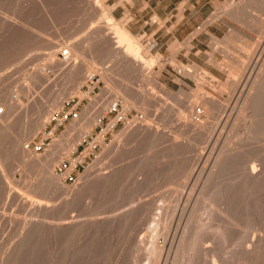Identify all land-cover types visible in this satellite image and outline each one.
Wrapping results in <instances>:
<instances>
[{"label":"rangeland","instance_id":"obj_1","mask_svg":"<svg viewBox=\"0 0 264 264\" xmlns=\"http://www.w3.org/2000/svg\"><path fill=\"white\" fill-rule=\"evenodd\" d=\"M121 1L99 0L100 3L94 4L93 0H0V96L10 94L13 99L19 98L20 103L15 108L17 110L12 112L9 129L0 132V257L20 242L22 232H26L32 224H38L47 208L51 207L55 212L73 217L76 223L82 222L81 231L74 232L76 237L74 234L67 238L49 237L46 234H41V238L36 237L38 258L32 260L31 264H52L55 259H52L53 256L60 253H66L63 258L65 264H152L144 256L145 250L151 245L153 235L148 229L152 224L148 218L145 220L142 208L155 209L164 205L171 210L168 209V215L165 211V218L163 216L166 219H163L166 222L165 229L161 228L154 234L155 240L163 246V252L159 261L153 264H224L223 258L226 264L225 260L228 262L232 259L230 257L237 240L242 235L249 239L261 233L264 240V179L257 183L245 181L254 165H263L260 170L264 173V126L253 125L246 113H250L249 107L247 111L241 110L247 106L240 107L250 89L248 87H251L250 82L252 85L254 76L263 68L264 57L255 50L264 42V21L260 22L264 19V0H214L212 5L204 3L200 6L201 20L190 29L184 28L182 24L181 1L159 0L157 13L139 12L132 20L126 10L120 13L123 8ZM233 3L241 4L242 20L239 22L222 14ZM229 12L232 13L228 11L227 14ZM105 13L136 37L143 49L149 51H146L152 58L149 68L140 67L137 72L114 67V56L109 51L115 46V38L108 27L109 23L101 19ZM96 32H100V36L102 34L101 38H107L111 45L106 40L99 41L100 36L97 40ZM71 44L74 47L76 45L79 52L72 51ZM63 48L69 51L88 77L94 73L92 81L97 82V85L93 90H90L92 83L87 78L80 84L76 94L69 93L80 81L79 78H76L78 82L74 78L72 82L63 83L61 70L49 58L64 61L65 58L59 54ZM222 67L224 70H221ZM105 68L108 77L96 71L101 72ZM206 74L213 79L212 82ZM121 85H125L129 94L144 98L149 96L150 101L142 105L140 99L135 102L126 100L124 94L115 89ZM114 95L124 99L127 110L125 117L104 133L96 155L85 158L76 170L75 180H63L54 170L56 162L64 153L73 150L82 135L89 138L98 133L97 123L100 122L103 127L111 117V114L104 112L106 102ZM207 95L215 97L216 102L211 109L203 103L201 105ZM53 98L61 106L68 100L64 107L75 105L78 112L76 117L56 126L51 137L47 138L46 149L36 154L25 144L33 136L40 137L44 124H47V113L61 107L56 108ZM1 107L3 112H0V118H3L6 108L2 101ZM241 111L246 113H242V118L238 115ZM91 118L94 121L92 123L89 120ZM38 120H43L44 124ZM87 120L89 122H84ZM190 120L198 124L201 122L200 125L209 130L196 133L191 126H186ZM134 123L140 126L138 132L132 134ZM34 124L36 127L39 124L38 129ZM68 135L72 139L71 147L65 146ZM17 138H21L20 148L24 145L25 152L39 155L42 159H47L51 148L61 144L60 155L52 166L53 173L73 192L76 186L85 182L90 172L93 174L89 175L105 174L108 178L105 177L103 182L100 180L101 183H87L84 191L80 190L73 198L75 201L72 199L73 193L66 198L69 200L68 206H64L63 193L43 182L36 165L25 164L20 160L18 146L14 148ZM114 139L121 146L123 144L119 152L108 151ZM255 148H259L258 151ZM256 156L262 159H256ZM217 157L223 163L213 166ZM211 168L214 178L206 183L204 178ZM225 184L232 190L229 199L223 200L227 203L231 199L228 204L235 208L232 209V214H235L232 222H236L235 226L239 224L236 227L228 223V218L225 221V216L218 211L220 208L225 209L226 203L214 201L211 206L213 211L208 206L211 204L205 201L207 198L203 200L199 197L202 190L209 195L217 185L222 187ZM214 206L218 208L217 211ZM157 208L151 210V217H155L153 215L159 211ZM99 221L104 227L96 232ZM226 222L235 228L230 227V234L224 241L220 240L216 227L220 229ZM198 227L203 228L199 229L200 232H205H199L204 240L200 250L192 256L191 263H187L183 256L177 254L182 242L180 240L186 236L184 233L189 236L193 233L192 228ZM36 232L39 235L41 230L37 229ZM56 246H60L59 252L57 248L54 249ZM50 250L57 251H52L54 255H51ZM25 252L27 248L24 247L17 264H29ZM68 254L70 256L66 259ZM175 257H183L184 260L178 258L177 261ZM172 259L175 261L172 262Z\"/></svg>","mask_w":264,"mask_h":264},{"label":"bare ground","instance_id":"obj_2","mask_svg":"<svg viewBox=\"0 0 264 264\" xmlns=\"http://www.w3.org/2000/svg\"><path fill=\"white\" fill-rule=\"evenodd\" d=\"M98 2H99V0L97 1V0H93V3L94 4H98ZM100 3V2H99ZM243 3V2H242ZM245 4V3H244ZM241 4H237V3H233V4H231V5H229V7L227 8H225L224 9V11L222 12V14L224 13L225 15H229L233 20H235V21H241L242 20V17H241V15H240V10H241V6H240ZM244 9V8H243ZM228 11H232V13H228L227 14V12ZM223 14V15H224ZM224 15V16H225ZM101 19L104 21V22H106V23H109L108 25H110V26H108L111 30H112V33H113V35H114V38H115V41H114V48H113V50L111 49L110 51H109V54L111 55V56H114L113 57V65H114V67L115 66H117V67H123V68H125V69H128V70H130V71H136L137 70V72H138V70L140 69V67L142 68H146V67H148L149 65H151V62H152V58L148 55V53L146 52V51H148L147 49H143L142 48V46L140 45V43L138 42V40H137V38L136 37H134L133 35H131L127 30H125V28H123L121 25H119L116 21H113L112 19H111V16L108 14V13H105V14H103V16H101ZM244 20V19H243ZM262 21H264V19H261V21L260 22H262ZM98 23V22H97ZM251 28V27H250ZM108 29V28H107ZM98 30V29H97ZM83 33V32H82ZM97 34H96V38H98L97 40H99V36H100V32H96ZM111 34V33H110ZM109 34V35H110ZM74 36V35H73ZM102 37V34H101V36H100V38ZM91 38V37H90ZM89 37H88V39H90ZM92 38H93V36H92ZM91 38V39H92ZM103 38H101L99 41H101ZM107 39V38H106ZM105 39V37H104V41L106 40ZM94 40V39H93ZM89 41V40H88ZM91 41V40H90ZM89 41V42H90ZM95 41V40H94ZM96 42V41H95ZM98 42V41H97ZM106 42H107V44H109V45H111V43L109 42V41H107L106 40ZM69 43V42H68ZM92 43V42H91ZM70 44V43H69ZM74 45V44H73ZM90 45V44H89ZM92 45V44H91ZM90 45V46H91ZM99 45V44H98ZM71 46H72V44H71ZM261 46V45H260ZM259 46V47H260ZM87 47H89V46H87ZM113 47V46H112ZM69 48H70V46H69ZM110 48H111V46H110ZM72 51H74V52H79V49H78V47H76V45H75V47L74 46H72V48H70ZM89 49V48H88ZM256 49H258V48H256ZM68 51V50H67ZM81 51V50H80ZM149 52V51H148ZM255 52L257 53L258 52V54H259V56H263L264 57V42L262 43V46L258 49V50H255ZM81 54V53H80ZM150 54V53H149ZM239 54V53H238ZM236 57V59L238 58L237 56H235ZM50 59H52L51 61L53 62V64H54V66L55 67H58V69H60L61 70V73L60 74H62V75H60L61 77H62V82L64 83V82H67V81H73V79L75 78H79L78 80H80L79 82H78V80H77V82L79 83H77V85L74 87V88H72L71 89V91L69 92V93H73V94H76V92L77 91H79L80 90V87L79 86H81L80 84L84 81V79H87L88 78V75H86V73L85 72H83V70H81L82 68H80L79 66V64H77V62L74 60V57H71L70 56V54H69V51H68V55L65 57V60L63 61H61V60H59V59H57V58H55V57H49ZM84 59V58H83ZM242 59H243V57H242ZM241 59V60H242ZM261 60H262V58H261ZM112 61V60H111ZM153 61H155V59L153 60ZM245 61V60H244ZM238 62V61H237ZM92 63V62H91ZM154 63V62H153ZM259 64H261V63H259ZM258 64V65H259ZM263 64V65H262ZM261 65L263 66V68L261 69V68H259V69H261V71L259 72L258 70H254L256 73H257V71L259 72L256 76H254V80L252 81V85H251V82H250V86L251 87H248V89L246 88V90H248L247 91V93H246V95L244 96V98L242 99V101H241V105H240V107L241 106H247V107H245V109H241V110H245V111H247L246 110V108H248L249 107V109L250 110H248V111H250V113L249 112H246L247 114H249V117H250V120L253 122L252 124L254 125V124H256V126H259V125H263L264 126V63H262ZM153 65V64H152ZM242 65V64H241ZM259 66V67H262V66ZM238 66V65H237ZM113 67V66H112ZM183 67V66H182ZM219 67V66H218ZM95 68V67H94ZM149 68V67H148ZM227 68V67H226ZM257 68V67H256ZM108 70V69H107ZM221 70H224L223 69V67L221 68ZM236 70H238V69H236ZM97 72H99L103 77H106L107 75H109V74H107V71H106V68H105V70H103L102 69V71L100 72V71H98V70H96ZM236 73V72H235ZM92 74H94V73H92ZM91 74V75H92ZM145 75V74H144ZM90 76V75H89ZM142 76V75H141ZM235 76V75H234ZM35 77H37V75L35 76ZM34 77V78H35ZM108 77V76H107ZM143 77V76H142ZM145 77V76H144ZM206 77H207V74H206ZM90 78V77H89ZM207 78H211V77H207ZM234 79V78H233ZM75 80V81H76ZM147 80H148V78H147ZM152 80V79H151ZM212 78H211V82H212ZM71 81V82H72ZM150 81V80H149ZM214 81H215V79H214ZM85 82V81H84ZM153 83V82H152ZM83 84V83H82ZM222 85H223V83H221ZM64 85V84H63ZM69 85V84H68ZM153 85V84H152ZM228 85V84H227ZM218 86H219V83H218ZM248 86H249V84H248ZM113 88H115V87H113ZM163 88V87H162ZM116 90L118 89V90H120L123 94H124V96H125V98H126V100H128V101H130V102H135V100H137V99H140L141 100V104L143 105L146 101H150V97L149 96H147V97H142V96H140V97H137V96H133V95H131V94H129L128 93V91H127V89H126V87H125V85L123 86V85H121V86H117L116 88H115ZM117 90V91H118ZM6 93V92H5ZM25 94V93H24ZM81 94H82V92H81ZM86 94V93H85ZM122 94V95H123ZM72 95V94H71ZM1 97V96H0ZM1 99V101H2V104L4 105V107L6 108V114L3 116V118H0V132H6L8 129H9V127H10V125H11V122H12V119H13V115L12 114H14V113H12L13 111L15 112V110H17V109H15L16 108V106L18 105V101H19V98H18V100H17V98H15V99H13L12 98V96L9 94V95H7V94H3L2 95V97L0 98ZM152 99V98H151ZM194 99V98H193ZM214 99H215V97L213 98L212 97V95H207V96H205L204 98H203V100L201 101V105H202V103L203 104H205L206 106H207V108L209 107V109H211L212 107H214V105H215V102L216 101H214ZM124 100V99H123ZM154 100V99H153ZM152 100V101H153ZM217 100V99H216ZM0 101V102H1ZM22 102V101H21ZM59 102V101H58ZM53 103H54V105L56 106V108L57 107H60L61 106V103L59 102V103H57V101H55L54 100V98H53ZM56 103V104H55ZM124 103H125V101H124ZM152 103V102H151ZM166 103V102H165ZM20 104V103H19ZM153 104H154V102H153ZM23 105V104H22ZM126 105V104H125ZM18 106H20V105H18ZM55 106H53V107H55ZM52 107V108H53ZM62 107V106H61ZM60 107V108H61ZM239 107V108H240ZM37 108V107H36ZM39 108V107H38ZM15 109V110H14ZM46 109V108H45ZM204 109H206V108H204ZM208 109V110H209ZM39 110V109H38ZM47 110V109H46ZM3 112V109H2V107L0 108V112ZM43 111V110H42ZM213 111V110H212ZM48 112V111H47ZM100 112V111H99ZM98 112V113H99ZM236 112H237V110H236ZM42 113H44V111L42 112ZM242 113H245L244 111H241V113L239 112V114L238 113H236V114H238V115H240V117L241 116H243L242 115ZM245 113V114H246ZM1 114V113H0ZM40 114V113H39ZM235 114V115H236ZM245 114H244V116H245ZM43 115V114H42ZM47 115H49L50 116V114H48L47 113ZM86 116V115H85ZM97 116V115H96ZM91 117V116H90ZM235 117H237V116H235ZM45 118V117H44ZM133 118H135V117H133ZM242 118V117H241ZM244 118V117H243ZM247 118V117H246ZM245 118V119H246ZM42 119H43V117H42ZM238 119V118H237ZM41 120V119H40ZM44 120V119H43ZM42 120V121H43ZM89 120H91V123H92V121H93V119L91 118V119H89ZM194 120H195V118H194ZM194 120H190V123H187L186 124V126L188 127V126H191V128H193V130L195 131L196 130V133H200V132H203L204 131V129H208L207 127L205 128V127H203L202 125H200L201 124V122H200V124H198L196 121H194ZM249 120V121H250ZM39 121V120H38ZM42 121H39V122H42ZM129 121V120H128ZM127 121V122H128ZM77 122V119L74 121V123H76ZM84 122H89L88 120L87 121H84ZM94 122V121H93ZM236 122V121H235ZM43 123V122H42ZM44 124V123H43ZM251 124V123H250ZM35 125V124H34ZM38 126L37 127H39V124H37ZM91 125V124H90ZM128 125H130V124H128ZM134 129H132V134H135V133H137L138 132V128H139V126H140V124H135L134 123ZM87 126V125H86ZM131 126H133V125H131ZM130 126V127H131ZM263 126H261V127H263ZM33 127V126H32ZM35 127H36V125H35ZM35 127H34V129H35ZM36 127V129H38ZM89 127V126H88ZM255 127V126H254ZM82 128V127H81ZM80 128V130H82ZM129 129V127H127V130ZM248 129V128H247ZM209 130V129H208ZM23 131H25V130H23ZM85 131V130H84ZM129 132H131V129L130 130H128ZM206 131V130H205ZM204 131V132H205ZM25 132H27V131H25ZM127 133V132H126ZM129 134V133H128ZM127 134V135H128ZM24 135V134H23ZM202 135V134H201ZM69 137L67 138V139H69L70 138V135H68ZM129 136V135H128ZM127 136V137H128ZM133 136V135H132ZM131 136V137H132ZM262 136V135H261ZM24 137V136H23ZM22 138V137H21ZM21 138L19 139V138H17L16 139V146H14V148H16L17 146H18V148H17V150L19 149V154H20V160H23V162L26 164H30V165H36L37 166V173H39L38 175L39 176H42L43 177V182H47V184H49V186H55L59 191H60V193H63V198H62V203H63V205L64 206H68L67 204H68V202H69V200H66V198H69L73 193V195H72V199L75 197L76 198V195L78 194V193H80V190L82 191L85 187V185H87V183L89 184L90 182L93 184V183H98V182H100L101 183V181L103 182L105 179V177H107L108 178V175L106 176L105 174L104 175H101V174H94V175H92L93 173L92 172H90V173H92L91 175H87L86 176V180H84L85 182H83V183H81L82 184V186H81V184H80V186H76L77 188H76V190H74L75 192H73V189L72 190H70V188H67L61 181H60V179H58V177H56L55 176V174L53 173V167L52 166H54L53 165V163L57 160V158L59 157V155H60V149H62V145L61 144H58V145H56L53 149L51 148V151L49 152V155H48V158L47 159H42L39 155H32V154H30V153H28V151L27 152H25L24 150V145L22 146L21 145V148H20V140H21ZM22 139H24V138H22ZM72 140V139H71ZM70 139L69 140H67V141H65V146L66 147H71L72 145H73V143L72 144H70V141H71ZM69 141V142H68ZM74 141V140H73ZM72 141V142H73ZM75 146V145H74ZM122 146H123V144H122ZM121 146V144H120V142L119 141H117L116 139H114V141H113V143H112V145L110 146V148H108V151H113V152H116V151H118L119 152V150H120V148L122 147ZM263 146H264V144H263ZM263 146H261V147H263ZM124 148V147H123ZM257 148V147H256ZM255 148V149H256ZM264 148V147H263ZM259 149V148H258ZM258 149H256L257 151H258ZM261 151L263 150V149H260ZM262 152H264V151H262ZM259 153V152H258ZM37 154V153H36ZM255 154H257V153H255ZM254 154V155H255ZM263 154V153H262ZM261 154V155H262ZM253 155V154H252ZM104 156V155H103ZM220 156V155H219ZM258 156H260V155H258ZM258 156H256V159H259V158H261L262 159V157H258ZM263 156V155H262ZM225 157V156H224ZM258 157V158H257ZM264 157V156H263ZM99 157H97V159H98ZM105 158V157H104ZM215 158V157H214ZM222 158H223V156H222ZM97 159H95V160H97ZM225 160V159H224ZM230 160V159H229ZM262 161H264V160H262ZM220 162H222V160H221V158H218L217 157V159L214 161V163H213V166L214 165H217V164H219ZM259 162H260V160H259ZM100 163V162H99ZM223 163V162H222ZM261 163V162H260ZM212 164V163H211ZM262 164H263V162H262ZM258 165V164H257ZM256 165V166H257ZM255 165L253 166V167H251L250 168V176H249V178H246L245 179V181H247V182H250V183H257V182H260V181H262L263 179H264V173L263 172H261V168H263V165L262 166H259V167H256ZM211 167H212V165H211ZM217 167V166H216ZM215 167V168H216ZM101 168V167H100ZM212 168H214V167H212ZM209 169V171L206 173V176H205V178H204V181L206 182V181H212L213 180V178H212V171H213V169ZM221 168V167H220ZM217 169V168H216ZM215 170V169H214ZM207 171V170H206ZM217 171V170H216ZM203 172V171H202ZM215 172V171H214ZM219 172V171H218ZM95 173V172H94ZM80 174L81 173H79L78 174V176H80ZM214 175V174H213ZM78 176H77V178H78ZM110 177V176H109ZM103 179V180H102ZM101 180V181H100ZM108 180V179H107ZM243 181V180H242ZM205 182H203V183H205ZM202 183V182H201ZM202 183V184H203ZM207 183V182H206ZM263 183V182H262ZM208 184H210V182L208 183ZM227 184H229V183H227ZM244 184H246V183H244ZM264 184V183H263ZM262 184V186H264ZM211 185V184H210ZM226 185V184H225ZM224 185V186H225ZM250 185V184H249ZM260 185V184H259ZM88 186V185H87ZM86 186V187H87ZM224 186H222V187H220V186H216V188H213L212 189V192H211V194H210V192H209V195L207 194V192L205 193L204 192V190H202V192L201 193H199L200 195H199V197H200V199L202 198L203 200H205L206 198V200L205 201H207V203L209 202V204H211V205H208L209 207H211L214 203V201H215V203H216V201L218 202L219 200H222L223 201V203H226V202H224V200L223 199H226V200H228L229 198V194H230V192H231V190H232V188L229 186V185H226V187H224ZM251 186H253V185H251ZM250 186V187H251ZM257 186V185H256ZM255 186V187H256ZM206 187H207V185H206ZM218 187H220V188H218ZM254 187V188H255ZM204 188V187H203ZM259 188V187H258ZM257 189V188H256ZM255 190V189H254ZM257 190H259V189H257ZM84 191V190H83ZM258 192V191H257ZM65 195V196H64ZM208 195V196H207ZM207 196V197H206ZM74 198V199H75ZM228 198V199H227ZM73 199V200H74ZM225 200V201H226ZM231 200V199H230ZM229 200V201H230ZM72 201V200H71ZM75 201V200H74ZM74 201H72V202H74ZM189 201V200H188ZM221 201V202H222ZM229 201H227V205H229V206H227L226 205V208L225 209H221L220 207H222V205L221 206H219V208L221 209H219L218 210V208L217 207H215V208H217L215 211H220L221 212V214H222V216L224 215L225 216V221H227V220H229V222L228 223H233V225H234V223H236V222H232L233 220V215H235V214H232V213H234L233 212V208L234 207H232L230 204H228V202ZM254 201V200H253ZM67 202V203H66ZM258 202V201H257ZM239 203V202H238ZM218 204V203H217ZM216 204V205H217ZM151 205V204H150ZM220 205V204H219ZM249 205V204H248ZM153 206V205H152ZM151 206V207H152ZM167 206H169V205H167ZM224 206H225V204H223V207L222 208H224ZM238 206H239V204H238ZM246 206V205H245ZM147 207H148V205H147ZM164 205H163V207L162 206H160V207H156L157 208V210H159V211H157V212H155L156 213V215L154 214L153 216H155V217H151V215H152V211L151 210H155L154 208L152 209V208H145V209H143L142 208V210H144V212H142V214H144V217H145V220L148 218V220H150V223L152 224V226H150L149 227V231L152 233L151 235H153V239L151 238V245H149V247H148V249H144V248H142V249H144L145 250V252H144V256L146 257V259H148V260H150V262H152V264L153 263H155L157 260L159 261V258L161 257L160 256V254H161V251H162V245L161 244H159L156 240H155V237H154V234L156 235V233L160 230L161 231V228H162V230L163 229H165V224L164 223H166V222H164V220H166V219H164L165 218V215H164V213H165V211H166V213L168 212V209L170 208H167V207H165V209H164ZM202 207V206H201ZM209 207H208V209H209ZM171 208H172V206H171ZM212 208V210H213V207H211ZM214 208V209H215ZM235 209V208H234ZM243 209V208H242ZM248 209V208H247ZM136 210V209H135ZM171 209H169V211H170ZM174 211V210H173ZM194 211V210H193ZM214 211V210H213ZM213 211H211V212H213ZM141 212V211H140ZM210 212V211H209ZM165 213V214H166ZM204 213V212H203ZM130 214V213H129ZM149 214H150V216H149ZM206 214H208V216H209V213L208 212H206ZM213 214V213H212ZM217 214H218V212H217ZM238 214V213H237ZM243 214V213H242ZM246 214V213H245ZM167 215H168V213H167ZM210 215H211V213H210ZM163 216H164V218H163ZM190 216V215H189ZM245 216V215H244ZM93 217V216H92ZM150 217V218H149ZM193 217H194V215H193ZM251 217V216H250ZM167 218V217H166ZM216 218V217H215ZM224 218V217H223ZM228 218V219H227ZM164 219V220H163ZM192 219V218H191ZM221 219V218H220ZM227 219V220H226ZM235 219H236V217H235ZM28 220V219H27ZM99 220V219H98ZM143 220V219H142ZM147 220V221H148ZM170 220V219H169ZM211 220V219H210ZM209 220V221H210ZM75 220L73 219V217H70V216H68L66 213H64V215L63 214H61L60 212H55V211H53V209L51 208V207H49V208H47V210H46V213H45V215L42 217V219L41 220H38V224H32L28 229H27V231L26 232H22V236H21V238H20V242H17V244L12 248L11 247V250H9V249H7L8 251H5L4 253H3V255L0 257V264H17V261H18V258H21V257H19V254H21L20 252H21V250L25 247V248H27V253H26V255L25 256H27V258H26V261L28 262L29 261V264H31V262H32V260H34V259H36V258H38V255H37V253H38V251L36 250L37 249V247H35V238L36 237H38V236H40L39 238H41V234H46V235H48L49 237L50 236H53V237H65V238H67V237H69V236H71L72 234H74V232H76L77 230L78 231H81V230H79V229H81V223H76V221L74 222ZM171 221V220H170ZM252 221V220H251ZM34 222L36 223L37 221H35L34 220ZM91 222H92V220H91ZM95 222V221H94ZM146 222V221H145ZM199 222V221H198ZM205 222V221H204ZM26 223V222H25ZM24 223V224H25ZM28 223V222H27ZM90 223V222H89ZM98 223V222H97ZM99 223H100V221H99ZM147 223H149V222H147ZM200 223V222H199ZM208 223V222H207ZM227 223V222H226ZM226 223H223V225H225V227H223V225L222 226H220V227H222V228H220L219 229V227H216V229H218V233L217 234H219V238H220V240H224L226 237H228L229 236V234H230V231H231V229H230V227L232 226V227H234L233 225H228V223H227V225H226ZM251 223V222H250ZM101 224V223H100ZM99 224V228L97 227L96 228V232L100 229V227H104V226H102V224L100 225ZM200 224H202V223H200ZM214 224V223H213ZM216 224V223H215ZM218 224V223H217ZM255 224V223H254ZM85 225V224H84ZM96 225H98V224H96ZM103 225H104V223H103ZM198 225V224H197ZM204 225V227L206 226V224H203ZM210 225V224H209ZM239 224H237L236 226H238ZM250 225H252V224H250ZM169 226V225H168ZM217 226H219V225H217ZM235 226V227H236ZM23 227V226H22ZM82 227H84V226H82ZM197 227V226H196ZM199 227H201V225H199ZM198 227V229H194V228H192V232H190V233H192V234H190L189 236H187V233H184L183 232V230H182V232L187 236H182V238H181V240L180 241H182L181 242V244H179V246L177 245V247H179L180 248V251L179 252H177V254L179 255V256H183L184 257V259L186 260V262L187 263H191V261H192V256L195 254V253H197V251H198V249H199V247L200 246H202V234L200 235V233H202V232H200L199 231V229H201V228H199ZM207 227H208V225H207ZM206 227V228H207ZM213 227H215V226H213ZM231 227V228H232ZM234 227V228H235ZM249 227V226H248ZM89 228H91V227H89ZM93 228H95V224H94V226H93ZM244 228V227H243ZM247 228V227H246ZM37 229H40L41 230V233L39 232V235H37L36 233V230ZM106 229V228H105ZM203 229V228H202ZM201 229V230H202ZM208 229V228H207ZM206 229V230H207ZM213 229H215V228H213ZM215 229V231L217 232V230ZM242 229V228H241ZM84 230V229H83ZM185 230V229H184ZM204 230H205V228H204ZM89 231V230H88ZM95 231V230H94ZM237 231V230H236ZM242 231V230H241ZM163 232V231H162ZM187 232V231H186ZM188 232V233H189ZM200 232V233H199ZM210 232V231H209ZM215 232V233H216ZM260 232H261V230H260ZM20 233H21V231H20ZM83 233V232H82ZM203 233H205V232H203ZM79 234V233H78ZM181 234V233H180ZM211 234V233H210ZM248 234H250V233H248ZM261 233H259V234H256V235H253L251 238H249V239H246V238H243V235H242V237H240V239L239 240H237V244H236V248L234 249V253H232V256L230 257V258H232V259H229V261L227 262V260H225L226 261V264H264V240H263V235L261 236L260 235ZM43 235H42V238H43ZM182 235V234H181ZM207 235V234H206ZM208 235H209V233H208ZM74 236L76 237L77 235L76 234H74ZM80 236V235H79ZM94 236V235H93ZM205 236V235H204ZM231 236V235H230ZM233 236V235H232ZM237 236V235H236ZM248 237H249V235H247ZM48 237V240L50 239ZM238 237V236H237ZM236 237V238H237ZM247 237V238H248ZM19 238V237H18ZM80 238H81V236H80ZM79 238V239H80ZM180 238V237H179ZM231 238V237H230ZM61 239V238H60ZM71 239H72V237H71ZM78 239V238H77ZM76 239V240H77ZM227 239H229V238H227ZM47 240V239H46ZM51 240H52V238H51ZM57 240H58V238H57ZM61 240H63V238L61 239ZM65 240H67V239H65ZM204 240V239H203ZM69 241V240H68ZM71 241V240H70ZM83 241V240H82ZM180 241H179V239H178V243H180ZM225 241V240H224ZM49 242V241H48ZM53 243H54V241H52ZM56 242V241H55ZM58 242V241H57ZM72 242V241H71ZM52 243V244H53ZM177 243V244H178ZM203 243H204V241H203ZM223 243V242H222ZM236 243V242H235ZM13 244V243H12ZM50 244H51V241H50ZM54 244H56V243H54ZM233 244V243H232ZM14 245V244H13ZM41 245V244H40ZM44 245H46V242L44 243ZM12 246V245H11ZM61 246V245H60ZM60 246L59 247H54V249L55 248H57V250H58V248H60ZM9 247V246H8ZM42 248V247H41ZM47 248H48V246H47ZM178 248V249H179ZM45 249V248H44ZM39 250V249H38ZM47 250V249H46ZM57 250H54L55 252L57 251ZM176 250H177V248H176ZM200 250V249H199ZM25 251H26V249H25ZM43 251V250H42ZM53 250H50V254H51V252H52ZM53 251V252H54ZM143 251V250H142ZM40 252H41V250H40ZM44 252V251H43ZM48 253H49V251H47ZM58 252H59V250H58ZM163 252V251H162ZM141 253H143V252H141ZM176 253V252H175ZM201 253V252H200ZM203 253H205V251L203 252ZM41 254V253H40ZM39 254V255H40ZM66 253H64V255H65ZM205 254H207V253H205ZM23 256H24V252H23V254H22ZM43 255V254H42ZM51 255H54V254H51ZM64 255L62 254L61 255V253H60V255H57L56 257H54L53 256V258L52 259H54L53 261H52V264H65L64 262H63V258H64ZM177 255V256H178ZM204 255V254H203ZM21 256V255H20ZM44 256V255H43ZM42 256V257H43ZM68 256V257H67ZM66 256V259L67 258H69V254ZM47 257H48V255H47ZM49 257H50V255H49ZM72 257V256H71ZM182 257V258H183ZM24 258V257H23ZM40 258V257H39ZM73 258V257H72ZM177 258V259H176ZM178 258H180V257H175V259L177 260V261H179V259ZM182 258H180V259H182ZM173 259H174V257H173ZM171 260L172 262L173 261H175V260ZM184 259H182V260H184ZM223 259H225V258H223ZM223 259H222V263H224L225 264V262H223ZM24 260V259H23ZM22 260V261H23ZM41 260H43V259H41ZM70 260V259H69ZM69 260H67L68 262H69ZM71 261V260H70ZM72 261H73V259H72ZM181 261V260H180ZM47 262H48V260H47ZM20 262H18V264H19ZM22 264H23V262H22ZM27 264V263H26ZM50 264V263H49ZM172 264H176V262H173ZM178 264V263H177Z\"/></svg>","mask_w":264,"mask_h":264},{"label":"built area","instance_id":"obj_3","mask_svg":"<svg viewBox=\"0 0 264 264\" xmlns=\"http://www.w3.org/2000/svg\"><path fill=\"white\" fill-rule=\"evenodd\" d=\"M62 58L68 55L66 48L59 51ZM90 77V78H89ZM89 82H91L90 90L97 85V82L92 81V75H90ZM97 81V79H96ZM68 103V100L64 102L59 110H53L50 116L47 118V124H44L40 137L33 136L26 142L25 146L29 147L34 153L42 152L48 146L47 138H50L53 134V130L56 126L62 125L67 119L76 117L77 110L75 105H71L65 108L64 105ZM197 110L199 108L197 107ZM127 110L125 109V103L122 97L114 95L110 100L106 102L104 114H111L109 120L105 121L104 126L101 127L100 122L97 123L99 131L94 137L88 138L86 135H82L76 142L75 147L71 152L64 153L54 166V170L60 174L65 181L73 182L76 176V170L83 164L85 158L91 155H96L99 149L100 143L103 140L104 133L111 130L118 122L122 121L125 117ZM100 121V120H98ZM52 123V126L49 124ZM78 147V148H77ZM85 148L87 151L85 152Z\"/></svg>","mask_w":264,"mask_h":264},{"label":"crops","instance_id":"obj_4","mask_svg":"<svg viewBox=\"0 0 264 264\" xmlns=\"http://www.w3.org/2000/svg\"><path fill=\"white\" fill-rule=\"evenodd\" d=\"M159 0H122L123 8H121L120 13L122 14L124 10L130 15V20L134 19L136 14L139 12H152L157 13V3ZM182 4V24L184 28H194L196 24L201 20L200 6L204 3H209L212 5L214 0H178ZM166 4V3H164ZM187 8V10H186Z\"/></svg>","mask_w":264,"mask_h":264}]
</instances>
